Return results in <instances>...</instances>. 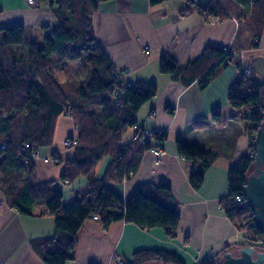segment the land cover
<instances>
[{
    "label": "trees",
    "instance_id": "16d2710c",
    "mask_svg": "<svg viewBox=\"0 0 264 264\" xmlns=\"http://www.w3.org/2000/svg\"><path fill=\"white\" fill-rule=\"evenodd\" d=\"M38 1L54 3L58 19V26L51 30V36L45 38L42 45L26 40L22 25L0 27V142L5 144L0 158V188L11 208L22 214H31L33 203L38 200L45 206L43 214L51 216L54 221V234L32 240V249L44 264H66L73 260L77 233L93 213L99 216V223L104 227L123 221L141 230L160 228L168 238L176 239L180 216L175 213L176 200L168 185L143 183L126 202L107 186L109 182L121 183L135 174L143 153L152 147L146 140L139 144H122L121 141L129 128L136 127L139 108L156 96V86L144 81L127 84L122 103L114 102L112 92L117 78L111 69L112 64L95 44L91 30L97 3L91 0ZM105 1L109 0H97ZM164 1L169 0H148V3L153 6ZM181 1L184 2L179 10L181 16L196 13L208 22L210 19L221 21L231 15L239 23L230 46H206L185 67H180L164 53L159 58L158 70L184 86L197 82L199 88L204 89L228 64L234 63L238 67L239 75L229 86L226 100L233 118L247 123L244 133L248 146L245 154L228 170V193L221 199L220 207L234 228L243 234L240 246L250 245L264 251V239L252 224V214L244 216L250 212L249 207L234 199L236 195L242 196L246 178L254 171V137L251 132L260 127L264 112V80L257 82L245 75L243 67L240 68V57L234 52L258 45L264 32V0H211L206 7L194 0ZM53 55L70 60L82 59L90 72L81 81L59 83L50 69ZM91 103L99 105L98 112L85 109ZM68 109L76 127L78 145L72 149L73 156L66 161L58 180L68 184L85 176L87 190L66 206L61 193L54 187V180H34L35 165L34 159L30 158V148L36 151L52 146L58 119L65 117ZM207 119L218 125L224 124L221 110L216 108L192 125L204 127ZM144 131L137 130L135 135H143ZM149 135L158 142L166 138L165 131H153ZM20 147L26 148V153H20ZM176 153L190 162H200L199 168L192 167L188 175L190 186L199 189L204 172L216 154L180 141H176ZM106 157L110 162L102 177L94 178L92 172ZM49 158L53 163H61L56 151L51 152ZM236 249L235 245L231 250ZM224 252L214 255L208 263L217 264ZM123 264L182 263L168 252L140 250Z\"/></svg>",
    "mask_w": 264,
    "mask_h": 264
},
{
    "label": "crops",
    "instance_id": "0c3cea01",
    "mask_svg": "<svg viewBox=\"0 0 264 264\" xmlns=\"http://www.w3.org/2000/svg\"><path fill=\"white\" fill-rule=\"evenodd\" d=\"M91 1L97 3V10L92 14L94 42L108 62L125 71L124 79L128 85L144 81L157 88L156 96L139 108L136 127L123 134L121 143H130L137 130L166 132L162 142L150 137L146 140L152 148L161 151L159 160L150 148L143 153L135 174L121 183L109 182L107 186L126 202L141 184L164 183L169 186L176 206L180 205L182 212L176 239L168 238L160 228L141 230L123 221L104 227L87 219L77 233L73 260L66 264H114L110 263L113 256L129 262L132 254L140 250L168 252L182 264L212 261L214 255L242 244L239 233L220 207L221 199L228 193V170L247 148L244 133L247 123L233 118V111L226 100L227 90L237 79L239 69L234 63L228 64L204 89H200L197 82L184 86L169 75L161 74L158 61L162 54L167 53L180 67H185L206 46L228 47L238 23L229 16L216 23L204 21L196 13L181 16L179 10L184 4L181 0L164 1L153 6L148 0ZM194 1L206 7L211 0ZM0 7V27L22 25L26 40L38 45H42L44 39L51 36V30L58 26L54 13L56 5L50 1L38 2L36 7H32L26 0H0ZM257 44L236 54L240 57V68H248V75L261 82L264 80V32ZM145 47L147 53L143 51ZM59 58L53 55V64ZM60 59L66 62L63 71L73 76H77V61L86 66L82 59ZM216 108L221 110L224 124L218 125L207 119L204 127H193L194 121L208 116ZM85 109L98 112L99 105L91 103ZM56 139L52 146L38 150L34 175L36 171L39 175L34 180H54V187L61 193L63 203L70 205L87 190V178L79 176L68 184L58 180L66 161L73 156V150L57 147ZM176 141L216 154L197 190L190 186L188 175L192 167L195 170L199 168L200 162H190L178 156ZM53 151L57 152L61 163L49 167L45 165L49 162L43 159ZM109 162L110 158H104L92 176L101 178ZM31 212L22 214L11 208L0 188V264H44L30 242L52 236L54 221L51 216L43 214L45 206L41 201H34Z\"/></svg>",
    "mask_w": 264,
    "mask_h": 264
},
{
    "label": "water",
    "instance_id": "95a60500",
    "mask_svg": "<svg viewBox=\"0 0 264 264\" xmlns=\"http://www.w3.org/2000/svg\"><path fill=\"white\" fill-rule=\"evenodd\" d=\"M260 127L254 134V171L242 187V197L252 212L253 225L260 230L264 239V112ZM217 264H264V251L250 245L237 247L222 254Z\"/></svg>",
    "mask_w": 264,
    "mask_h": 264
},
{
    "label": "built area",
    "instance_id": "2783aa9c",
    "mask_svg": "<svg viewBox=\"0 0 264 264\" xmlns=\"http://www.w3.org/2000/svg\"><path fill=\"white\" fill-rule=\"evenodd\" d=\"M26 2L30 5V6H32V7H36L37 5H38V0H26ZM143 51H144V53H147V51H148V49H147V47H145L144 49H143ZM237 52H234V54H236ZM111 69H112V71H113V73L115 74V76H116V78H117V80H116V85L114 86V88H113V92H112V99H113V101L114 102H116V103H119V104H121L122 103V97H123V95H124V86H126L128 83L126 82V80L124 79V73H125V71L124 70H120V69H118V68H116L114 65H111ZM248 71H249V69L248 68H243V73L245 74V75H247L248 74ZM252 133V132H251ZM150 134V132H148V131H144V133H143V135H135L133 138H132V140L130 141L131 143H133V142H137L138 144L139 143H142V142H144L145 140H147V138H149V135ZM253 135V134H252ZM252 137H254V135L252 136ZM253 142V141H252ZM77 141H76V138L73 136V134L71 133V135H69L68 137H67V139L66 140H64V142H63V146L65 147V148H75V147H77ZM152 148V147H151ZM5 149V144L3 143V142H0V156H1V151L2 150H4ZM31 149V151H30V158L31 159H34V160H36V159H38L39 158V154H38V150H34L33 149V147H31L30 148ZM26 148H24V147H20L19 148V152L20 153H26ZM152 150H153V152H154V155H155V158H156V160H159V158H160V154H161V151L159 150V149H157V148H152ZM45 161H47V158L45 159ZM234 199L236 200V201H238V202H240L241 203V205H243V206H245V205H247V203H246V201L243 199V197L242 196H239V195H236L235 197H234ZM181 212H182V210H181V208H180V205H178V206H176V208H175V213L177 214V215H179L180 216V214H181ZM252 214V212H251V210H250V212H248V213H246L244 216L246 217L247 215H249V214ZM91 219L93 220V221H96V222H99V216L97 215V214H95V213H93L92 215H91ZM248 220V218L245 220V221H243V224H245V222ZM253 224V223H252ZM112 258H114L115 259V261L117 262L116 264H123V262L122 261H120V260H118V257L117 256H113V257H111V259ZM204 264H210V263H208V262H205Z\"/></svg>",
    "mask_w": 264,
    "mask_h": 264
},
{
    "label": "rangeland",
    "instance_id": "374dc122",
    "mask_svg": "<svg viewBox=\"0 0 264 264\" xmlns=\"http://www.w3.org/2000/svg\"><path fill=\"white\" fill-rule=\"evenodd\" d=\"M228 16L231 17V18H233L234 20H236L233 16H231V15H228ZM208 22L216 23V22H220V21H218L217 19H214V20L213 19H210ZM237 23H238V21H237ZM0 39H1V37H0ZM60 58H63V57H60ZM60 58L58 60H55L54 59L55 60L54 61V64H52V66L50 68L51 71H52V73L54 72V74H53L54 78L56 77L58 80H62V81L63 80H66V81H69V82L70 81H74V80L77 81L79 79L80 80L83 79L90 72V69L87 66H83V64H81V62H79V61L76 62L77 66H78V68L76 69V72H77L76 75L77 76H73L72 74H69L67 71L64 72L63 69L66 68V62L64 63V61H62ZM82 63H84L83 60H82ZM84 65H86V64L84 63ZM72 77H74L75 79L72 78ZM70 78H72V79H70ZM59 83H62V82H59ZM65 133H67L66 136H63V135H65ZM71 133L76 138V127L74 125L73 118L71 117V110L68 109L66 111L65 117L61 116L58 119V123H57V127H56V133H55V139L57 138L56 139V146L57 147H62L65 150L72 149V148H65L63 146L64 140H66L67 137L69 135H71ZM252 134L254 135L255 132L253 133V131H252L251 136H253ZM62 136L64 137L63 138V141H62ZM246 143H247V146H248L247 137H246ZM1 156H0V158H1ZM45 159H43V160L45 161ZM45 162H49V163L45 164V165H47L49 167H56L57 166L56 164H54V163L51 162L49 156H47V161H45ZM37 175H39V174L36 171L34 177H36ZM66 206H69V205H66ZM242 224H243V222H242ZM235 230L239 233V237L241 238L240 241L242 242V240H243V234L241 232H239L237 229H235ZM239 246H240L239 244H236V247H239ZM111 262L114 263V264L117 263L114 258H112L110 260V263ZM204 263H205V261L204 262H199L197 264H204Z\"/></svg>",
    "mask_w": 264,
    "mask_h": 264
}]
</instances>
